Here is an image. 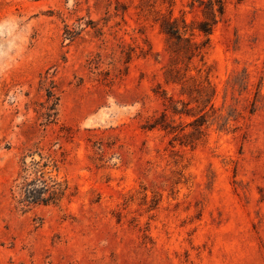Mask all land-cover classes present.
I'll return each instance as SVG.
<instances>
[{
  "label": "rangeland",
  "instance_id": "obj_1",
  "mask_svg": "<svg viewBox=\"0 0 264 264\" xmlns=\"http://www.w3.org/2000/svg\"><path fill=\"white\" fill-rule=\"evenodd\" d=\"M224 5L0 0V264H264V0Z\"/></svg>",
  "mask_w": 264,
  "mask_h": 264
},
{
  "label": "trees",
  "instance_id": "obj_2",
  "mask_svg": "<svg viewBox=\"0 0 264 264\" xmlns=\"http://www.w3.org/2000/svg\"><path fill=\"white\" fill-rule=\"evenodd\" d=\"M226 0H208V6L211 10L210 14L216 23L218 14L222 16L225 12ZM242 1V0H238ZM200 31L206 35L212 32V26L208 22H204ZM167 32L179 39L182 35L180 28L171 22L167 28ZM22 182L17 186L19 194V203L27 205H49L57 204L64 197L66 187L63 184L45 179L43 176L31 179L29 177L22 178Z\"/></svg>",
  "mask_w": 264,
  "mask_h": 264
}]
</instances>
